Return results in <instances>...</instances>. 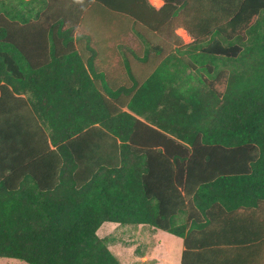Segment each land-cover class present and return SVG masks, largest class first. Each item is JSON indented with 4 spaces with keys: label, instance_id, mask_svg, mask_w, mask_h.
<instances>
[{
    "label": "trees",
    "instance_id": "16d2710c",
    "mask_svg": "<svg viewBox=\"0 0 264 264\" xmlns=\"http://www.w3.org/2000/svg\"><path fill=\"white\" fill-rule=\"evenodd\" d=\"M161 1L0 0V258L120 264L116 223L186 264L204 214L264 220V0Z\"/></svg>",
    "mask_w": 264,
    "mask_h": 264
},
{
    "label": "crops",
    "instance_id": "0c3cea01",
    "mask_svg": "<svg viewBox=\"0 0 264 264\" xmlns=\"http://www.w3.org/2000/svg\"><path fill=\"white\" fill-rule=\"evenodd\" d=\"M147 1L153 7L163 4L161 0ZM200 3L205 6L207 0H200ZM176 34L184 44L193 41L182 28H178ZM222 212L212 213L211 218L203 215V224L198 229V247L186 256V264H264V220L251 219L247 214L240 213L239 218H236L225 208ZM183 249L182 241L180 261ZM146 257L149 258L150 255H142L141 259Z\"/></svg>",
    "mask_w": 264,
    "mask_h": 264
},
{
    "label": "rangeland",
    "instance_id": "374dc122",
    "mask_svg": "<svg viewBox=\"0 0 264 264\" xmlns=\"http://www.w3.org/2000/svg\"><path fill=\"white\" fill-rule=\"evenodd\" d=\"M97 236L106 243L120 264H179L180 262L181 239L149 226L103 223L97 231ZM142 255H150V257L141 259ZM0 264L26 263L17 259L0 258Z\"/></svg>",
    "mask_w": 264,
    "mask_h": 264
}]
</instances>
